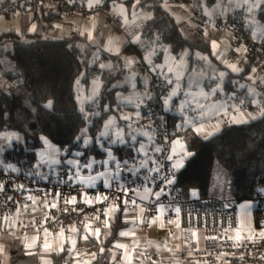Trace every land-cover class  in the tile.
Here are the masks:
<instances>
[{"label": "trees", "instance_id": "obj_1", "mask_svg": "<svg viewBox=\"0 0 264 264\" xmlns=\"http://www.w3.org/2000/svg\"><path fill=\"white\" fill-rule=\"evenodd\" d=\"M166 1L185 5L194 0H141L153 14L142 29L147 45L128 44L119 54L108 55L112 60L120 62L127 54L142 55L152 45L155 32L178 56L190 52L189 57L193 58L192 53L202 52L212 57L210 39L204 36L203 27L184 28L165 7ZM198 1L206 7H212L217 2ZM125 2L131 4L133 0ZM258 15L264 21V8ZM56 20L57 16L53 14L44 18L42 30L51 29ZM83 57L77 38L45 39L42 31L31 33L27 29L0 33V70H4V76L0 78V132L14 131L21 136L5 152L6 163L27 170L35 167L38 151L45 147V141L62 148L66 157L81 154L84 162L95 157L101 161L108 155L106 148H111L118 160L138 154L133 143L107 146L102 144V138L98 139L108 117L115 111L117 89L114 85L123 74L103 72L104 86L92 105L101 113L88 118L85 110L80 108L77 85L88 67V61ZM6 59L12 60L11 68L6 69ZM242 66L241 73L237 75L242 80L247 79L253 69L260 72L256 54ZM233 81H226L227 89L235 88ZM7 82L12 84L6 86ZM259 89L264 96V85L259 84ZM173 121L176 124L179 117H174ZM85 130L86 135L82 137ZM188 152L191 155L179 168L177 180V186L186 198L193 197L194 191H199L202 198L214 196L216 173L226 179L230 197L240 203L253 201L256 194L263 192L260 190L264 189V116L244 124L227 125L220 133L207 139L190 136ZM124 217L122 210L114 217L111 232L106 238L98 241L91 239L86 244L98 252L93 264H112L110 251L114 241L119 231L128 225ZM254 219L258 225L257 213H254ZM100 249L103 251L100 252ZM67 254V250L52 253V264H70ZM39 263V254H29L23 245L12 247L10 264ZM0 264H3L1 257Z\"/></svg>", "mask_w": 264, "mask_h": 264}, {"label": "built area", "instance_id": "obj_2", "mask_svg": "<svg viewBox=\"0 0 264 264\" xmlns=\"http://www.w3.org/2000/svg\"><path fill=\"white\" fill-rule=\"evenodd\" d=\"M109 11L110 6L107 3L92 4L90 7L88 0H0V21L4 16L13 21L22 16H29L30 24L33 26L41 24L44 18L51 14L57 16L58 20H65L75 15L85 16L103 12L110 21L112 18ZM203 16L201 14L202 19ZM246 18L245 12L235 11L227 17L216 16L214 22L233 31V41L227 54L228 60L247 64L256 54L259 71L264 72V28L249 25ZM153 47H164L158 33ZM161 55L162 51L157 52L152 57V64L146 66V69L158 64ZM205 66L206 63L200 59L194 60L192 64L194 70L203 69ZM215 86V80L208 82L209 89ZM172 87L173 85H168L158 72L152 73L148 95L138 103L139 117L136 116L134 120L137 127L150 132L151 139L147 148L138 152L136 156L124 160L104 164L98 161L90 173L108 170L110 176L94 187L82 183L79 179L69 180V170L74 173L76 169L66 161L72 159L78 161L79 165L87 164L81 159V154L77 155L76 160L62 153L59 163L35 166L29 170L12 165L17 171L10 169L6 171L7 166L11 164L1 163L0 184H3V188L0 189V220L5 218L10 220L18 216V231L23 234L43 235L45 229L47 232L75 229L74 231L81 233L88 226L104 228L105 221L108 225L109 214L106 208L109 205L129 206L137 199L139 193L149 190L150 193L146 197L147 206L152 212L157 211L158 205L164 206L162 215L164 224L173 229L174 220H179L185 239L192 238L196 230L204 231L203 247L200 251L202 264H264V237L245 241L229 238L230 232L239 226L241 203L238 200L230 196L186 198L177 186L179 169H172L173 161L167 160V156L171 154L172 142L185 134L186 127L180 120L175 124L173 119L182 114L197 117L201 113L199 110L194 111L193 108H185L181 112L171 102L166 106L164 99ZM210 97L216 101L223 98V95L218 91ZM253 99L259 100L260 105L252 103ZM240 100L244 103L240 104ZM227 102V115L220 116L227 125H230L232 117L238 113L237 108L239 112L264 110V96L261 93L249 96L245 82L236 86ZM95 113H101L100 109L94 106L85 109L88 118ZM113 140L112 133L104 137L107 143ZM155 147H160L163 151L157 153L154 151ZM153 168H160L161 171L153 172L151 171ZM86 170L87 168L81 169L80 177ZM164 176L174 179V183L165 185ZM106 184L110 186L106 187ZM161 188H164V191L157 199L155 193ZM85 196L93 202L91 204L84 202ZM9 197L11 199H8ZM72 197L76 198L75 202L67 203ZM97 197H100L98 201ZM252 202L253 213L258 215V224L264 225V191L256 194ZM53 203L56 207H51ZM176 209H179L178 213Z\"/></svg>", "mask_w": 264, "mask_h": 264}, {"label": "crops", "instance_id": "obj_3", "mask_svg": "<svg viewBox=\"0 0 264 264\" xmlns=\"http://www.w3.org/2000/svg\"><path fill=\"white\" fill-rule=\"evenodd\" d=\"M88 1L90 2V0ZM218 1L220 0H217L216 4ZM91 2L92 4L107 3L110 6L109 16H111L112 19L108 21L107 16L103 12H97L95 14L85 16L75 15L65 20H56L53 23L52 28L44 32L42 30L44 26L43 22L39 25H34L35 30H31L33 25L30 24V17L22 16L19 18L18 23L15 22L16 27L13 26L12 28L13 30H17V32L27 29L28 32L31 33H40L41 31L43 34L55 33L57 36L56 38L59 39L72 37L77 38L78 46L82 50L84 56L83 58L88 61V67L87 69H84L77 85V100L80 108L83 110L92 106L94 101L99 97L104 86V81L102 79L104 71H109L112 74H123L114 85L117 89V104L113 116L116 118V124L125 131L123 134L125 142L120 143L119 138H116L114 132H110L108 127L107 129H104V132L107 131L108 133H112L114 140H117V143H107L104 141V138H102V144L105 143L107 146H115L133 143L136 151L141 152L138 151V149H140V145L143 144L145 150L150 142L151 135L148 130L137 127L134 120L136 118V113L140 112L138 103L145 99L148 95V85L153 71L151 70V67L146 69V66L150 64L144 59V57L153 47L156 32L154 34L152 45L142 55H123L120 62L112 60L108 55L119 54L128 44L146 47L147 43L143 37L142 29L145 23L150 20L147 19V17L150 15L152 18L153 14L146 4L141 3V5L133 9L132 5L135 3V0H133V3L131 4H127L125 0H91ZM190 3H193L194 5L191 8H187L186 5H189ZM190 3L185 5L173 4V10L175 12L177 11V15L180 18H183L178 20L175 16L176 20L178 23L182 24L184 28L189 30L202 26L204 36L210 39L212 52V41L216 42L217 47L215 49V55L213 54L212 57H210L209 62H207L206 60L200 58L203 57L202 52L192 53L193 58L189 57L190 52H185L187 55L183 53L178 56L160 39L164 43V47H167L169 50V63L173 66V68L180 65L178 72L183 73L179 80L182 91L177 96L172 98L171 103L176 108L180 109V102L186 99L184 92L190 90L197 93L198 95L196 96V99L199 100L200 104L206 106L203 116H201V114L197 117H191L184 114L178 116L180 122L185 125L186 132L184 135L175 138V140H180L183 144L185 139L193 135L207 139L220 133L223 128L227 126V124H224L221 120L220 116L227 112L228 98L239 83L242 84V82H245L247 91L249 89L248 86L251 85L249 77H247V81V79L242 80L237 76L241 73L243 64L230 61L227 58V54L233 41V31L227 26H219L214 22V18L216 16L223 17L221 14L223 11L221 5L217 6L216 10L213 9L216 4L212 6V8L207 7L203 10V2L194 0ZM196 12L198 13L197 15H195ZM230 13L232 12L227 13V15ZM201 14L204 15V19H202ZM197 19L201 22H198ZM89 33L91 34V39H89ZM137 36L140 37L139 41L135 39ZM197 54H199V56H197ZM182 57L183 62L181 63ZM197 59L203 60L206 63V66L203 69L194 71L192 64L193 61ZM128 61H132L130 66H126ZM164 62L165 53L162 51L158 64H162ZM102 64L106 67L102 68ZM228 65H235L237 68L241 69V71L233 72ZM221 71H225L226 75L222 81L217 79V83L221 84L222 91L219 92H221L223 98L215 101L211 99V94L206 97L199 95L200 92L210 93L208 82L214 79H208V77L212 76L214 72L218 74ZM133 74H135L134 77ZM253 74L256 78V84L251 86L255 89V92H258L260 90L259 84L264 85V74L261 75V73H258L257 71L253 72ZM175 75V73H169V76L174 80V82ZM3 76L4 70H0V78ZM190 76L192 78L191 80H189ZM231 79L234 80L233 84H235V88L227 89L225 86L226 81ZM190 83L192 84L191 89L188 87ZM5 84L7 86L12 83L7 82ZM89 97H92V99H89ZM187 99L191 101L193 98L187 97ZM194 106V104H190L186 108H194ZM240 113L244 114V119L247 122L258 119L252 118L255 116L253 114L258 113L256 111H241L238 112L235 117L239 118ZM122 116H131L132 120H123L121 119ZM185 121H188V123H185ZM121 122H123V125ZM201 123L204 124L207 131H212L213 126L218 124L219 131H217L214 135L205 138L203 134H198L196 132V128L199 127ZM106 124H108L107 121L104 124V127ZM129 124L132 125L131 128H129ZM229 124L244 123H237L232 119ZM136 129L143 131L145 135L139 133L136 140H132L131 135L128 132L129 130H131L130 132L136 131ZM44 148L47 149H45L43 162H41V155L38 154L40 158H38L37 165L45 166L48 164H57L53 163V161L60 160L61 154L63 153L62 148L52 143L50 146L46 143ZM106 150L111 151L112 156L115 157V161L118 160L111 148H106ZM73 158L78 160L77 156H74ZM92 161L98 162L100 160H97L95 157L90 159L87 163ZM105 161H107V163L114 162L111 160L109 155H106L100 162L104 164ZM94 164L96 163H93V165ZM91 170L92 169L87 168L82 177L87 178L90 175H99V178L94 181V185L102 183L104 180L106 181L110 176L108 170L96 172L94 174L90 173ZM149 193V190H143L138 194L135 203L129 206L112 207L109 205L106 210L115 209V211H108V225L104 228L88 226L85 227L81 233L73 231L72 229H66L63 230L62 233L61 231H48L47 234L45 233L43 235L38 233L23 234L18 231V216H14L10 220L2 219L0 220V246L3 248V251H0V257L2 259V263L5 264V261H8L4 256H7L8 258L9 255L10 264V252L12 247L23 245L29 254H39V264H52V258L50 255L54 252L61 253L65 250L68 251L67 258L70 260V264H78V262L79 264H93V254H95L96 257L98 252L93 251L92 248L86 244L91 239L98 241L102 238H106L111 232V223L114 217L123 210L125 216L124 220L128 222V225L119 231L118 237L114 241V245L110 251L112 264H128V261L125 259L126 251L130 254L131 264H202L200 251L203 247L204 231L196 230L192 238H183L179 220H174L172 225L173 229L164 224L162 215L165 208H163L160 212H152L149 210L146 203V197ZM193 196H200L199 191H194ZM247 202L252 201H246L243 203ZM125 209H127V211H125ZM253 209L254 206L252 208L251 223L255 226L256 222L254 219ZM154 219L155 223L152 222ZM240 221L241 219L239 220V224ZM96 229H99V233L92 234L95 233ZM121 232H127L129 234L122 236L120 235ZM85 235L88 236L87 239H84ZM45 239H47V242L50 245L47 249L44 248ZM118 244L126 247H117L116 245ZM61 248L62 250H60ZM113 257H115V259H113Z\"/></svg>", "mask_w": 264, "mask_h": 264}, {"label": "snow or ice", "instance_id": "obj_4", "mask_svg": "<svg viewBox=\"0 0 264 264\" xmlns=\"http://www.w3.org/2000/svg\"><path fill=\"white\" fill-rule=\"evenodd\" d=\"M232 2H235L236 6L238 8L243 9L247 13L246 23H248L249 25L253 24L254 22L258 23V21L254 20V13L258 9L264 8V0H230V3H232ZM139 5H141V0H135V3L132 5V7H133V9H135ZM89 6L90 7L92 6L91 0L89 2ZM147 19H151V16L149 15L147 17ZM31 30H35V26H33V28ZM253 36H255V32H253ZM89 39H91V34L90 33H89ZM135 39L137 41H139L140 37L137 36ZM157 39H159V38L157 37ZM212 47H213V54L215 55V49L217 47L215 41H212ZM240 50L241 49H237V51H240ZM244 50L246 51V49H244ZM160 51H163L165 53V62L162 63V64H154V65H152L151 70L153 72H158L160 74V76L164 79V81L168 85H173L171 92L164 99V104L167 106L171 102L172 98L174 96H177L182 91L180 83H179V80H180L181 76L183 75V73L178 72V68H179L180 65H177L176 68H173V66L169 63L168 56L170 55V53H169V50H168L167 47H163V48L152 47L151 50L148 51V53L144 57V59L149 64H152V57H154L157 54V52H160ZM185 55H187V53H185ZM197 56H199V54H197ZM200 58L204 59V60L207 59L206 57H200ZM182 62H183V57L181 58V63ZM131 63H132V61H128L126 66H130ZM101 67L103 68V67H106V66L102 64ZM228 67H230L233 72L241 71V69L237 68L235 65H228ZM165 69H166V71H165ZM255 71L256 70L253 69V72H255ZM169 73H175L176 74L175 75V82L169 76ZM134 75L135 74H133V77H134ZM225 75H226L225 72H219L218 74L214 72V74L212 76H209L208 79H223L225 77ZM191 79L192 78L190 76L189 80H191ZM249 79H251V77H249ZM197 83H199V82H197ZM188 87H189V89H191L192 88V84L190 83L188 85ZM241 87H245V86L241 85ZM218 91H222L220 83H217L214 88H211L210 89V93L200 92L199 95L206 97L209 94L215 95ZM197 95H198L197 93H194V92H192L190 90L189 91H185L184 92V96L186 97V99L180 102V111L183 112L187 106H189L190 104H194L195 106H194L193 110L194 111L199 110L200 113H201V116H203L204 109H205L206 106L199 103V100L196 99ZM248 95L249 96H256L257 93L255 92L254 88H249L248 89ZM187 97H192L193 99L190 101V100L187 99ZM89 99H92V97H89ZM149 99H151L150 96H149ZM251 102L254 103V104H257V106H259L260 103H261L259 100H256V99H253ZM243 103H244V101L240 100V104H243ZM50 106H51V102H49V107ZM233 107H236V106L233 105ZM237 111L239 112L238 108H237ZM225 114L227 115L226 112H225ZM260 115L264 116V110H261ZM86 116H87V114H86ZM136 116L139 117V112L136 113ZM252 118L254 119L255 117H252ZM121 119L130 121V120H132V117L131 116H122ZM232 119H233L234 122H237V123H245V122H247L244 119V114L243 113H240L239 118L234 116V117H232ZM185 123H188V121H185ZM110 124H111V121H109L108 124L105 125V128L107 129L110 126ZM131 127H132V125L129 124V128H131ZM217 131H219V125L218 124L213 126L212 131H207L205 129L204 124H202V123L199 125V127L196 128V132L198 134H203L205 136V138L214 135ZM85 135H86V130H85L84 133L81 134V136L84 137ZM115 135L119 138V142L120 143H124L125 142L124 139H123L122 130L117 131L115 133ZM107 136H108V132L105 131V132H102L100 134V137H98V139H101V138H104V137H107ZM14 137H15V134H11V135H9V134H0V138H3V139H11V138H14ZM131 138H132V140H135L136 136L132 135ZM41 139H44V138H41ZM45 142L47 143V141H45ZM84 142H85V144H87L88 140L85 139ZM111 142L115 143L116 141L113 140ZM177 146H179V151H177ZM138 151H144V145L143 144L140 145V149H138ZM154 151L159 153V152L163 151V149L160 148V147H155ZM40 155H41V162H43L44 153L42 152V153H40ZM77 155H80V154L77 153ZM108 155L111 158V160L115 161V157L112 156L110 150L108 151ZM145 155H147L146 152H145ZM189 155H191V153H188L185 150V147L182 144V142L180 140H175V141L172 142L171 154L167 156V160L173 161L172 169H179L180 167H182L183 159L186 156H189ZM53 163H59V161H53ZM66 163L68 165H70V166L75 167V169H76L74 173L71 172V169L69 170L70 171L69 180H77V179H79L81 182L85 183L88 186H93V187L95 186L94 185V181L99 178V175L98 176H91L90 175L87 178H83V177H80L79 173H80L82 168L91 169L93 163H99V162L92 161V162H89V163H87L85 165H79L78 161L69 159V160L66 161ZM104 163H107V161H105ZM124 163H125V165H127V161H125ZM146 163H147V161H145V164ZM9 169L12 170V171H17V169H15L12 165H8L5 170L7 171ZM151 171L159 173L161 171V169L160 168H153V169H151ZM100 175H103V174H100ZM163 181H164L165 185H171V184L174 183V179H169L168 176H164L163 177ZM105 186L109 187L110 185L106 184ZM20 187H23V186H20ZM2 188H3V184H0V189H2ZM163 191H164V188H161V190L159 192L155 193V196H156L157 199L160 197V195L162 194ZM260 191H264V189H261ZM57 198H59V193H57ZM8 199H11V197H9ZM75 199H76L75 197H72L70 200L67 201V203H74ZM99 199H100V197L96 198L97 201ZM104 199H107V197H104ZM84 202L91 204L93 201L85 196ZM133 203H135V201H133ZM125 204H127V201H125ZM51 207H56L55 203L51 204ZM163 208H164V206L162 204L158 205L157 206V211L160 212ZM108 211H115V209L106 210V212H108ZM125 211H127V209H125ZM176 211L178 213L179 209H176ZM5 219H7V218H5ZM46 219H49V218L46 217ZM152 222L155 223V219ZM105 225L107 226V222L106 221H105ZM72 230L74 231L75 229H72ZM89 231H90V229H89ZM62 232H63V229H61V233ZM45 233L47 234V229H45ZM98 233H99V229H96L95 233H92V234H98ZM128 234L129 233H127V232H121L120 233V235H122V236H125V235H128ZM260 236L264 237V232H261ZM87 238H88V236L85 235L84 239H87ZM229 238L232 239V237H229ZM235 239L237 241H239L241 239L252 240L253 236L249 235L247 237H243L242 238V237L239 236V234H237ZM116 246L117 247H126L124 245H119V244L116 245ZM49 247H50V245L48 244L47 239H45L44 248L47 249ZM60 250H62V248ZM0 251H3L2 246H0ZM101 251H103V249H101ZM93 258H95V254H93ZM113 259H115V257H113ZM125 259L128 261V264H131V257H130V254L127 251L125 252ZM78 264H79V262H78Z\"/></svg>", "mask_w": 264, "mask_h": 264}, {"label": "rangeland", "instance_id": "obj_5", "mask_svg": "<svg viewBox=\"0 0 264 264\" xmlns=\"http://www.w3.org/2000/svg\"><path fill=\"white\" fill-rule=\"evenodd\" d=\"M196 2V1H195ZM165 7L174 15L178 18V20L180 19H183V18H180L178 15H177V11L175 12L173 10V4L169 3L168 1H166V3L164 4ZM194 4L193 3H190L189 5H186L187 8H191ZM221 5L222 7V16L223 17H226L227 16V13L229 12H235L236 10L237 11H242V12H245L243 9H240L236 6V3L235 2H232L230 3V0H220L218 1V3L216 4L215 9L216 10V7ZM207 8L205 5H203V10ZM212 8V7H210ZM260 9H258L255 13H254V20L255 21H258V23H253V25L255 27H258V28H264V21H262L259 16H258V13H259ZM205 12V11H203ZM202 12V13H203ZM225 12V13H224ZM246 13V12H245ZM204 14V13H203ZM247 14V13H246ZM15 22H19V19L17 18L16 20H13L11 18H8V17H2L1 18V21H0V33H3V32H6V31H10V30H13V26L16 27V23ZM17 31V30H15ZM22 30L18 31V32H21ZM228 32V31H227ZM43 37L45 39H51V40H54V39H59V38H56L57 36L55 35V33H46V34H43ZM10 46V45H9ZM203 57H206V61L209 62L210 60V56L205 54V53H202ZM5 64H6V69L8 68H11L12 67V60L11 59H6L5 60ZM221 72H225V71H221ZM259 73V72H258ZM261 73V72H260ZM262 75V74H261ZM248 77H251L250 81H251V85H255L256 84V78L253 74V70L249 73ZM234 78V77H233ZM224 79V78H223ZM223 79H220L221 81ZM215 82L217 83V79H214ZM247 81H248V78H247ZM248 86L249 88H252V86ZM257 89V88H256ZM256 93H260L259 91L256 92ZM260 113L261 112H258L257 114H253L255 115L254 117L255 118H260ZM114 113H112L108 120H107V123L109 121H111V124L109 126V131H113L114 132V135L117 131H120L122 130L123 134L125 133V131L120 128L117 124H116V118H114L113 116ZM104 129L105 127H103V130L102 132H104ZM133 130V129H131ZM131 130H129V134L132 136V135H135L136 138L137 136L140 134H143L145 135V133L141 130H138L136 129V131H132L130 132ZM142 132V133H141ZM0 134H15V137L14 138H11V139H3V138H0V164L1 163H4V155H5V152L12 146L13 142L15 141H18V138L20 140L21 136L19 133L17 132H14V131H4V132H0ZM116 138H118L116 135H115ZM190 138V137H189ZM189 138L185 139L184 141V147H185V150L188 152V143L189 142ZM132 139V138H131ZM136 140V139H135ZM116 143H117V140H116ZM48 145L50 146L51 143H48ZM45 149L47 148H44L42 150H39L38 151V154L40 155V153H45ZM177 151H179V146H177ZM189 153V152H188ZM45 157V156H43ZM188 156H186L184 159H183V164H182V167L184 166L185 164V159L187 158ZM40 158V156H39ZM38 166V165H37ZM180 167V168H182ZM214 195L215 196H224V197H227V196H230L228 194V186H227V181L226 179L223 177V176H219L217 173L214 175ZM254 204L253 202H247V203H241L240 205V224H239V227L233 231L230 232V236L235 239L236 235L239 234L240 237H247L249 235H252L253 236V239H256V238H261L260 236V233L261 232H264V225H253V223H251V214H252V208H253ZM260 223V222H259ZM252 239V240H253ZM236 240V239H235ZM247 239H241V241H245ZM5 259H7L8 261H5V264H9V255H8V258L7 256H4Z\"/></svg>", "mask_w": 264, "mask_h": 264}]
</instances>
